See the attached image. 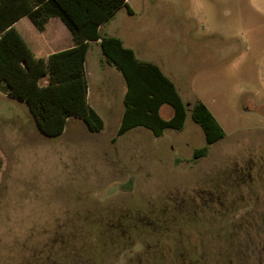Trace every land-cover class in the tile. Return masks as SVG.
<instances>
[{
  "label": "rangeland",
  "instance_id": "obj_1",
  "mask_svg": "<svg viewBox=\"0 0 264 264\" xmlns=\"http://www.w3.org/2000/svg\"><path fill=\"white\" fill-rule=\"evenodd\" d=\"M128 2L134 14L120 8L102 33L159 63L227 135L195 159L206 135L189 113L181 130L140 126L113 141L127 84L95 41L86 73L102 131L72 118L48 136L0 92V264H264V0ZM57 23L71 31L60 17L32 25L51 36ZM253 164L255 180L237 185Z\"/></svg>",
  "mask_w": 264,
  "mask_h": 264
},
{
  "label": "trees",
  "instance_id": "obj_2",
  "mask_svg": "<svg viewBox=\"0 0 264 264\" xmlns=\"http://www.w3.org/2000/svg\"><path fill=\"white\" fill-rule=\"evenodd\" d=\"M122 7L134 14L128 0H0V80L6 93L28 104L38 128L48 136L64 133L71 118L82 119L92 132L102 131L105 120L90 103L86 73L91 42L99 41L105 60L122 72L127 84L125 110L112 140L140 126L155 136L167 128L181 130L190 113L206 135L194 158L206 156L226 130L203 100L188 105L158 63L138 57L122 38L102 33L103 24ZM26 15L40 30L52 17H60L76 44L48 57L37 56L14 26ZM166 104L174 110L169 118L162 114Z\"/></svg>",
  "mask_w": 264,
  "mask_h": 264
},
{
  "label": "crops",
  "instance_id": "obj_3",
  "mask_svg": "<svg viewBox=\"0 0 264 264\" xmlns=\"http://www.w3.org/2000/svg\"><path fill=\"white\" fill-rule=\"evenodd\" d=\"M52 18L50 19L48 24L51 22ZM32 22H33L32 19L28 15H26V16H23L22 18H20L17 22H15L14 26L17 28V30L20 32V34L23 36V38L26 40V42L29 44V46L32 48V50L35 52V54L37 56H39V57H48L51 53H54V52L60 51V50H64V49H67V48H71V47H73L76 44L75 40H74V37H73V34H72V31H67L64 27H61L59 25V23H57V25H58V28L60 27V30L55 32V35L43 36V35H41V34H39V33H37L35 31V29H34V27L32 25V24H34V22L33 23ZM48 24H47V26H48ZM47 26H46V28L44 30H41V31L45 32L47 30ZM95 42L100 43L99 41H95ZM92 44H93V41L91 42V45ZM144 60H147V59H144ZM149 61H151V60H149ZM153 62H155V61H153ZM161 68H162V66H161ZM126 90H127V88H126ZM0 92L3 93L7 97H13V96H10L9 94L6 93V91H5V81L4 80H0ZM89 99H90V92H89ZM90 103H91V99H90ZM91 105H92V103H91ZM168 107L171 108V114L168 117L165 116L166 118L171 117L172 114H173V111H174L173 108L170 105L166 104V105H164L162 107V114H163V110L165 108H168ZM124 110H125V108H124ZM122 117H123V115H122ZM68 124H69V122H68ZM66 129H67V127H66Z\"/></svg>",
  "mask_w": 264,
  "mask_h": 264
},
{
  "label": "flooded vegetation",
  "instance_id": "obj_4",
  "mask_svg": "<svg viewBox=\"0 0 264 264\" xmlns=\"http://www.w3.org/2000/svg\"><path fill=\"white\" fill-rule=\"evenodd\" d=\"M261 162V161H260ZM261 164H263V162H261ZM263 166H260V169H259V171L257 170V173H258V179L260 178V179H262V176H263V180H264V172L263 171H261V168H262ZM254 168H255V165L253 164V166H251V167H249V166H247V167H243V172H241V171H238L237 172V175L233 178V180L236 182V184L237 185H240L242 182H245V181H248V179H250L251 181H254L255 180V178L253 177V170H254ZM239 180H241V182H239ZM227 189H230V188H228L227 187ZM227 189L226 188H220L217 192H218V194H220V195H216V199H214V198H211V199H209V205H210V203H212L213 201H217V203H220V201H218L219 199H221V198H223V194H225V193H227ZM220 204H222V203H220ZM231 205H233L232 203H231ZM218 208V211H221V210H223L225 207H223V206H218L217 207ZM224 211V210H223ZM217 228L218 229H221L220 227H218L217 226ZM237 233H238V231L236 230V231H234L231 235H232V237H235V236H237ZM228 240H232L233 241V238L232 239H228ZM241 253V252H240ZM239 253V254H240ZM242 254V253H241ZM223 258H225V257H223ZM240 258L242 259V257L240 256ZM241 259H239V258H237L236 257V260H241Z\"/></svg>",
  "mask_w": 264,
  "mask_h": 264
}]
</instances>
